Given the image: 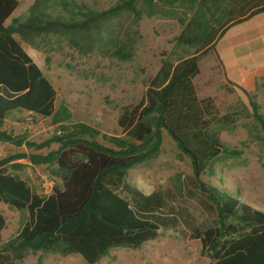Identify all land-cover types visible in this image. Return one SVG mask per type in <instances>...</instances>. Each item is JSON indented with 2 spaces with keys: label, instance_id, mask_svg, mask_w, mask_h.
Wrapping results in <instances>:
<instances>
[{
  "label": "trees",
  "instance_id": "obj_1",
  "mask_svg": "<svg viewBox=\"0 0 264 264\" xmlns=\"http://www.w3.org/2000/svg\"><path fill=\"white\" fill-rule=\"evenodd\" d=\"M18 4L0 0V142L57 148L46 155L19 152L0 159V203L24 213L17 234L6 241L0 214V264H18L37 252L79 255L96 264L111 249L138 248L169 229L199 240L200 253L211 264H264V212L201 179L221 155L235 152L220 138L228 117L218 116L211 97L199 98L194 84L199 57L212 52L231 25L264 12V0H117L102 11L75 0H34L24 16L7 25ZM180 5H188L192 16L178 18L183 30L176 42L194 54L175 63L161 60L140 101L122 109L117 124L123 136L107 138L115 148L100 144L95 128L71 124L68 106L56 107L52 82L20 44L40 47L52 41L82 56L100 53L129 61L141 19L174 17ZM17 111L50 119L55 134L36 145L27 134L7 130L5 120ZM161 130L190 160V186L205 198L211 214L202 224L175 202L171 190L145 196L127 180L131 168L158 156ZM19 159L46 166L53 181L49 194L37 193L18 173L20 166L10 165ZM177 194L183 197L181 188Z\"/></svg>",
  "mask_w": 264,
  "mask_h": 264
},
{
  "label": "rangeland",
  "instance_id": "obj_2",
  "mask_svg": "<svg viewBox=\"0 0 264 264\" xmlns=\"http://www.w3.org/2000/svg\"><path fill=\"white\" fill-rule=\"evenodd\" d=\"M18 7L7 20L22 17L34 0H17ZM89 8L102 11L114 6L117 0H75ZM188 5L177 7L174 17H143L135 37V50L131 60L119 61L100 53L79 55L66 44L46 42L40 47L31 46L18 37L23 49L50 79L56 92V107L65 104L72 113L71 124L82 123L100 132L97 141L105 147L115 148L108 137H122L117 124L122 109L140 101L148 80L158 71L161 60L172 62L189 57L194 49L179 45L176 38L183 30L180 19H189L192 12ZM221 14V12H218ZM200 74L194 79L199 98L211 97L218 116L228 121L220 134L225 147L234 156L221 155L210 171L201 179L215 186L227 188L253 208L264 212V128L254 117L256 112L264 119V78L254 90L227 82L212 52L199 57ZM247 92L250 97L245 93ZM250 98V99H249ZM17 111L11 113L4 124L14 134H27L28 141L36 145L44 143L55 134L51 120ZM105 136V137H103ZM55 144L40 150L17 147L0 142V159L23 153L46 155L55 150ZM20 166L18 173L37 193H50L53 181L46 166L32 165L27 159L10 163ZM190 160L181 154L176 143L165 130H161L160 151L156 158L131 168L127 180L136 187L143 184L148 190H171L175 202L192 215L193 221L202 224L210 213L205 209V198L191 186ZM181 188L183 197L178 196ZM0 214L6 227L2 233L8 240L20 228L24 213L0 203ZM199 240L191 239L176 230L160 231L158 237L138 248L111 249L96 264H211L202 256ZM18 264H87L79 255L60 256L50 253H29Z\"/></svg>",
  "mask_w": 264,
  "mask_h": 264
},
{
  "label": "crops",
  "instance_id": "obj_3",
  "mask_svg": "<svg viewBox=\"0 0 264 264\" xmlns=\"http://www.w3.org/2000/svg\"><path fill=\"white\" fill-rule=\"evenodd\" d=\"M212 53L227 82L246 91L254 90L264 78V12L231 25L215 43ZM2 239L6 241L3 235Z\"/></svg>",
  "mask_w": 264,
  "mask_h": 264
},
{
  "label": "clouds",
  "instance_id": "obj_4",
  "mask_svg": "<svg viewBox=\"0 0 264 264\" xmlns=\"http://www.w3.org/2000/svg\"><path fill=\"white\" fill-rule=\"evenodd\" d=\"M136 188L138 191H140L145 196H150L152 194V192L148 190L147 188H145L143 184H137Z\"/></svg>",
  "mask_w": 264,
  "mask_h": 264
}]
</instances>
